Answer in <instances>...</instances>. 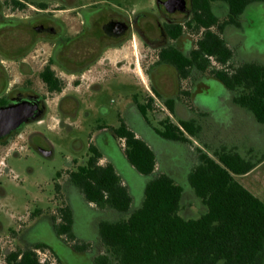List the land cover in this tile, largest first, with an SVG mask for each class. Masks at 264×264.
Masks as SVG:
<instances>
[{
    "label": "flooded vegetation",
    "instance_id": "af4514ba",
    "mask_svg": "<svg viewBox=\"0 0 264 264\" xmlns=\"http://www.w3.org/2000/svg\"><path fill=\"white\" fill-rule=\"evenodd\" d=\"M125 1L0 0V108L36 102L34 113L42 109L37 117L29 118L0 136V176L9 173L6 158L19 140L28 141L40 154L51 156L50 148L41 145L40 135L25 129L48 112L45 93L35 90L34 85L43 86L46 93L62 91L48 90L46 80L49 76L63 86L72 85L74 90L93 91L100 89V83L114 73L131 74L139 84V94L129 97L120 111L118 126L123 122L136 134L134 128L142 123L143 129L157 134L163 120H157V116L162 115L173 123L195 120L186 118L194 112L198 114L200 99L210 95V87L215 83L220 85L213 92L215 97L225 87L211 72L227 67L208 55L210 34L222 39L231 49V62L237 55L244 56L245 60L235 67L246 62L264 63L254 61L252 58L256 57L250 54H242L248 46L250 20L247 13L254 7H264V1L249 0L237 14L231 11L227 0H144L138 6L125 4ZM261 43L256 51L263 59L264 42ZM195 51L202 53L196 64ZM66 75L70 76L69 81ZM77 108L78 101L72 93L62 94L56 103L60 116H74ZM174 117L178 119L175 121ZM148 118L154 119L157 126L151 125ZM117 127H102L100 135L90 144L98 148L101 156L108 157L105 163L119 170L117 173L131 196L128 213L141 204L146 183L159 172L155 166L152 174L142 175L129 164L124 154V141L113 132ZM127 166L142 176L138 179L140 190L135 189L137 179ZM70 186L75 187L71 183ZM5 196L0 185V198ZM57 198L56 207L47 212L36 209L21 217L12 214L15 227L9 228L5 235L0 222V264H17L27 251L34 253L39 264H64L62 254L65 250L86 256L91 264H98L96 258L105 252L98 224L107 219H98L95 231L87 232L84 223L78 222L77 204L67 206L66 196L58 188ZM78 203L90 215L104 210L124 214L98 208L84 198ZM67 208L72 220L69 233L63 229ZM77 222L79 229L75 230ZM98 245L103 251L92 259V253L87 251L91 247L96 251Z\"/></svg>",
    "mask_w": 264,
    "mask_h": 264
},
{
    "label": "trees",
    "instance_id": "16d2710c",
    "mask_svg": "<svg viewBox=\"0 0 264 264\" xmlns=\"http://www.w3.org/2000/svg\"><path fill=\"white\" fill-rule=\"evenodd\" d=\"M249 0H227L234 14ZM264 1V0H258ZM207 53L229 65L232 51L222 39L210 34ZM205 45V44H204ZM202 48V41L199 42ZM200 52V51H199ZM195 51L194 63L202 53ZM227 89L233 101L264 124V63H242L226 70H211ZM50 92H60L62 84L46 80ZM157 134L166 140L190 143L201 127L195 120L178 123L163 119ZM124 141V154L140 174L150 175L156 158L150 146L125 124L113 129ZM197 163L187 181L204 210L196 217L180 214L182 186L165 173L146 183L141 204L125 216L98 224L105 252L98 264H263L264 202L243 187L235 176L243 175L264 160L241 155L221 146L211 154L196 148ZM101 153L89 144L84 164L68 172V181L83 198L98 208L121 213L129 211L131 196L111 163L100 164ZM71 215L67 208L64 231L69 233ZM17 264H39L27 251Z\"/></svg>",
    "mask_w": 264,
    "mask_h": 264
},
{
    "label": "rangeland",
    "instance_id": "374dc122",
    "mask_svg": "<svg viewBox=\"0 0 264 264\" xmlns=\"http://www.w3.org/2000/svg\"><path fill=\"white\" fill-rule=\"evenodd\" d=\"M116 1L113 0L115 3ZM142 2L144 0H126L125 4H137L138 6ZM247 16L250 20L249 27H247L246 42L248 46L242 54H250L252 57H256L252 58L254 61L264 62V58L258 57L256 51L263 44L261 42H264V7H254L247 13ZM138 59L141 60L139 54ZM244 60V56L237 55L227 67H235ZM65 77L68 78V81L70 80V76L66 75ZM100 86V89L90 91L87 89L74 90L72 85L64 84L60 93H46L43 86L34 85L35 90L45 93L48 112L41 120L26 125L25 129L29 133L34 132L40 135L39 137L43 141L41 145L50 148L51 156H44L28 141L19 140L15 150L6 158L9 173L0 176V185L6 192V196L0 198V222L3 226V235L8 233L9 228L15 227L14 219L11 218L12 214L14 217L19 215L21 217L36 209L47 212L55 208L58 203L57 188L65 194L67 206H76L77 204L78 222L84 223L87 232L95 231L98 219L115 220L127 214L104 210L98 215H90L87 211L82 210L78 203L81 200L78 196L80 195L79 190L70 186L68 181V172L74 170L77 165L84 164L88 156V146L95 142L103 130L102 127H117L119 115H122L120 111L128 103L129 97L133 93L139 94V84L131 74L114 73L102 81ZM218 86L220 85L217 83L212 85L209 94L213 96V92ZM65 93H72L77 98L78 108L74 116H60L56 110L58 99ZM232 93L234 94V92ZM242 111L247 115L250 113L244 109ZM225 113L227 116L229 114V117L225 116L221 121H218L216 126L210 123L208 128H204V132L200 131L197 138H191L190 143L153 141L149 138V136L154 138L152 133L142 132L145 130L142 123L133 128L138 136L143 135L149 141L151 140V146H155V150L159 152L156 166L158 167L160 164L159 171L167 172L170 175L178 176V173L179 175L185 173V168L177 167V165L179 162L181 163V159L186 161L183 163H188L189 152H192L195 157L196 148L211 154L221 146L234 147L248 159L257 160L264 154V124L256 130L255 120L250 118L251 114H249L250 117L245 115L236 117V121H233V112ZM161 119H164L162 115L157 116V120ZM172 119L176 121L178 118ZM148 120L151 125L157 126L154 119L148 118ZM233 125L236 127L235 131L229 130ZM230 131L231 133L227 135ZM177 155L181 158L178 160L179 162L173 159ZM178 178L185 183L186 187L184 175L178 176ZM235 179L264 202V160L248 173L235 176ZM138 181L135 184L136 190L141 189L139 186L141 183ZM203 210V205L194 193L185 188L181 198L180 214L185 218L196 217ZM78 222L74 226L75 230L79 229ZM90 222L93 224L89 225ZM89 249L87 252L92 253V259L95 254L103 251L99 245L94 252L91 250L92 247ZM62 257L64 264H91L86 256L75 255L68 250L63 252Z\"/></svg>",
    "mask_w": 264,
    "mask_h": 264
},
{
    "label": "crops",
    "instance_id": "0c3cea01",
    "mask_svg": "<svg viewBox=\"0 0 264 264\" xmlns=\"http://www.w3.org/2000/svg\"><path fill=\"white\" fill-rule=\"evenodd\" d=\"M232 39H230V41H231ZM237 52V51H236ZM237 53H239L240 54V52L238 51ZM230 62L231 61H229V64H230ZM227 67V66H226ZM223 86V85H222ZM221 94L218 96V97H215V96H211V95H206V96H204V97H202L201 99H200V101H201V105H200V107H199V109L200 110H198V114H197V112H194L193 114H190L186 119H195L198 123H199V125L201 126V131L203 130V132L205 131V127H207L208 128V125L211 123L212 125H214V126H216L217 125V123H218V121H221V119H223L225 116H227V114L225 113V112H227V111H232L233 112V114L234 115H232V116H234V118L232 119L233 121L235 120V118L236 117H243V115H245V116H249L250 117V115L249 114H251V113H249L248 115H247V113H243V109L242 108H240L239 106H236L234 103H233V100H232V98H233V96H234V94L230 91V90H227L224 86L221 88ZM246 112V111H245ZM236 113V114H235ZM252 115V114H251ZM227 117H229V114H228V116ZM251 119L253 118V120H255V118H254V116L252 115V117H250ZM199 119H201L200 121H199ZM220 119V120H219ZM236 121V120H235ZM256 122V123H255ZM255 122H254V125H255V127H256V130H258L259 129V127H261L263 124H259L256 120H255ZM235 125H233V127L231 128V129H229V130H233V131H235ZM214 129H215V127H214ZM229 130H227V131H229ZM215 131L218 133V130H216L215 129ZM231 131L230 132H228V134L227 135H229L230 133H231ZM142 132H144V133H152V135H154V138L153 137H150L149 135V138H151L153 141H160V142H178V141H172V140H166V139H163V138H161L158 134H156L155 132H152V131H150V130H147V129H145V130H143ZM145 134V135H146ZM147 136V137H148ZM141 138L150 146V148L153 150V152H154V154H155V158H156V164H157V161H158V159H159V152L158 151H156L155 150V146L154 147H152L151 146V143L152 142H150L148 139H146L145 138V136H141ZM154 143V142H153ZM181 143H183V142H181ZM231 148H233V149H236V148H234V147H231ZM189 149H192L191 147H189ZM238 151V150H237ZM239 152V151H238ZM240 153V152H239ZM189 154H190V156H189V161H188V163H183V162H186V161H183L178 155H177V157L175 156V157H173V159L174 160H180L181 161V163L179 162L178 164L179 165H177V167L178 166H180V167H184L185 168V173L184 174H182V175H184V179L186 180V187H185V183H183L182 181H181V179L180 178H178V176H181L182 177V175H179V173H178V176H176V174L175 175H170L169 173H167V172H160L159 171V169H160V164H158V167H157V171L159 172V173H165V174H168L169 176H171L172 177V179L173 180H175L177 183H179L182 187H184V189L185 188H188V189H190L191 191H192V189H191V187L188 185V181H187V175H188V173H189V171H190V169L192 168V166L193 165H195L196 163H197V155L195 156V157H193V154H192V152L190 153L189 152ZM241 154V153H240ZM106 159V160H105ZM107 161H109V159H108V157L105 155V154H102V156H101V160H100V163L101 164H104L105 162H107ZM160 161V160H159ZM113 166H115V165H113ZM128 167V166H127ZM131 167H128V169L130 170L129 172L131 173V174H133L134 176H135V179H141L142 178V176L141 175H139V174H137V173H135V171L133 170V168H132V170L130 169ZM115 170L117 171V172H119V170L117 169V167L115 166ZM135 174H137V175H135ZM75 188V187H74ZM77 189V188H76ZM193 192V191H192ZM79 194L80 195H78V196H80V198H81V200L83 201V198H82V196H81V193L79 192Z\"/></svg>",
    "mask_w": 264,
    "mask_h": 264
},
{
    "label": "water",
    "instance_id": "95a60500",
    "mask_svg": "<svg viewBox=\"0 0 264 264\" xmlns=\"http://www.w3.org/2000/svg\"><path fill=\"white\" fill-rule=\"evenodd\" d=\"M37 103H18L16 105L0 108V136L7 134L10 130L17 128L29 118L37 117L42 109L34 113Z\"/></svg>",
    "mask_w": 264,
    "mask_h": 264
}]
</instances>
